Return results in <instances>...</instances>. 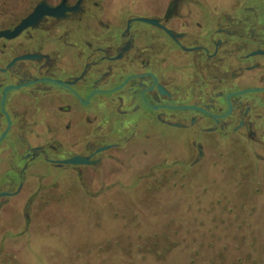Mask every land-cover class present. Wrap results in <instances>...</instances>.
<instances>
[{
    "label": "flooded vegetation",
    "instance_id": "1",
    "mask_svg": "<svg viewBox=\"0 0 264 264\" xmlns=\"http://www.w3.org/2000/svg\"><path fill=\"white\" fill-rule=\"evenodd\" d=\"M253 1L35 0L4 12L0 224L29 222L57 190L99 196L121 184L113 172L131 186L185 176L223 142L263 162L264 0ZM39 3L55 14L14 33Z\"/></svg>",
    "mask_w": 264,
    "mask_h": 264
},
{
    "label": "rangeland",
    "instance_id": "2",
    "mask_svg": "<svg viewBox=\"0 0 264 264\" xmlns=\"http://www.w3.org/2000/svg\"><path fill=\"white\" fill-rule=\"evenodd\" d=\"M34 2L0 0V16ZM183 168L134 186L113 172L121 184L96 197L57 190L29 222L0 224V264H264V161L223 142Z\"/></svg>",
    "mask_w": 264,
    "mask_h": 264
},
{
    "label": "water",
    "instance_id": "3",
    "mask_svg": "<svg viewBox=\"0 0 264 264\" xmlns=\"http://www.w3.org/2000/svg\"><path fill=\"white\" fill-rule=\"evenodd\" d=\"M55 8H49L43 3H39L35 6L34 10L28 14L16 27L14 33L22 30L24 27H26L29 24L34 23L42 14L48 13V14H55ZM76 159H71V162H74Z\"/></svg>",
    "mask_w": 264,
    "mask_h": 264
},
{
    "label": "trees",
    "instance_id": "4",
    "mask_svg": "<svg viewBox=\"0 0 264 264\" xmlns=\"http://www.w3.org/2000/svg\"><path fill=\"white\" fill-rule=\"evenodd\" d=\"M257 258L254 257L253 262H256Z\"/></svg>",
    "mask_w": 264,
    "mask_h": 264
}]
</instances>
